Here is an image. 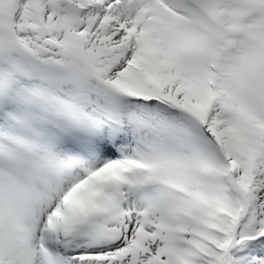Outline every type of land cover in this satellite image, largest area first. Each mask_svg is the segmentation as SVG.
<instances>
[{
  "label": "snow or ice",
  "instance_id": "6c2138e0",
  "mask_svg": "<svg viewBox=\"0 0 264 264\" xmlns=\"http://www.w3.org/2000/svg\"><path fill=\"white\" fill-rule=\"evenodd\" d=\"M0 264H264V0H0Z\"/></svg>",
  "mask_w": 264,
  "mask_h": 264
}]
</instances>
